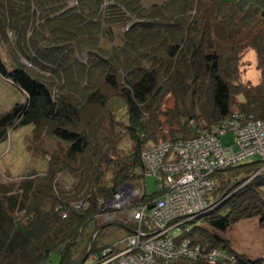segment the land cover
Here are the masks:
<instances>
[{
    "label": "trees",
    "instance_id": "16d2710c",
    "mask_svg": "<svg viewBox=\"0 0 264 264\" xmlns=\"http://www.w3.org/2000/svg\"><path fill=\"white\" fill-rule=\"evenodd\" d=\"M0 39L11 47V64L0 56V76L26 94L0 114V141L9 127L31 125L34 140L50 135L57 144L39 150L47 161L43 173L0 183V264H41L56 251L61 264H84L117 239L99 245L103 228L118 225L124 235L129 229L121 210L97 223L100 201L126 182L141 190L139 203L161 194H146L137 184L146 177L142 149L188 139L235 112L264 118L262 0H0ZM248 50L255 53L257 83L239 71ZM83 52L91 57L87 63ZM21 55L34 66H25ZM98 67L102 72L93 77ZM168 97L173 104L163 109ZM114 100L123 105L125 122ZM124 137L132 146L122 155ZM262 165L243 160L216 171L207 196L216 204L196 218L206 225L194 219L182 237L203 250L232 253L236 264H264V254L251 258L225 237L245 218L257 217L264 230ZM80 201L87 207L74 208ZM160 264L231 263L179 257Z\"/></svg>",
    "mask_w": 264,
    "mask_h": 264
},
{
    "label": "built area",
    "instance_id": "2783aa9c",
    "mask_svg": "<svg viewBox=\"0 0 264 264\" xmlns=\"http://www.w3.org/2000/svg\"><path fill=\"white\" fill-rule=\"evenodd\" d=\"M190 124L195 126L193 121ZM228 133L233 140L223 145L222 136ZM253 156L264 168V118H245L239 112L222 117L207 129L196 128L188 139L162 141L142 149L144 175L155 177L161 194L139 203L141 190L122 184L112 196L100 201V216L105 221H112L119 210H124L129 229L94 252L93 264H160L179 257L225 258L236 264L234 256L222 249L203 250L191 245L181 232L214 207L215 203L207 199L215 186L213 174ZM87 205V201H80L73 207Z\"/></svg>",
    "mask_w": 264,
    "mask_h": 264
},
{
    "label": "rangeland",
    "instance_id": "374dc122",
    "mask_svg": "<svg viewBox=\"0 0 264 264\" xmlns=\"http://www.w3.org/2000/svg\"><path fill=\"white\" fill-rule=\"evenodd\" d=\"M234 2L237 0H225ZM261 1H259V4ZM261 6V4H260ZM262 6L264 7V0H262ZM6 39L8 41L12 40L14 34L11 31L6 32ZM4 41V40H3ZM10 44V43H9ZM9 44L0 39V56L4 59L5 62L11 64L9 54L10 49ZM23 56V55H21ZM25 58V59H24ZM106 58V57H105ZM108 58V57H107ZM80 59L87 63L91 57H88L86 52H83L80 56ZM26 60V61H23ZM21 61L27 67L34 66L31 59H27L26 57H22ZM30 63V65L28 64ZM256 57L253 50H248L245 54L240 57L239 60V71L241 73V77L244 81L249 80L252 83H257L259 80V70L256 69ZM39 73L47 77H53L54 75L51 73L49 68H39L37 67ZM101 68H97L93 77H97L96 75L101 74ZM101 77V76H100ZM56 82L61 83V79L56 77L53 78ZM56 84V83H55ZM84 85L85 83H81ZM63 90V89H62ZM26 98V94L14 86L10 80L2 78L0 76V114H3L11 109L14 103L23 102ZM112 108L115 110L119 120L125 122L126 116L124 114L123 105L117 100L112 101ZM173 101L171 98L165 99L162 104L163 109L172 106ZM118 105L120 106L118 108ZM161 119L165 118L161 116ZM122 128V127H120ZM167 127L164 126L163 131H166ZM233 140L232 134L228 133L222 136V144L225 145L226 142H230ZM132 144L127 137H124L120 142L119 153L124 154V150L131 147ZM37 147V149H36ZM48 147L54 148L57 147L56 140L52 136H45L43 139L38 141L33 138V129L31 125L24 126H11L7 130L6 137L0 141V183H14L22 178L27 177L30 173L32 174H41L47 168V161L45 158H40L39 150L40 148ZM43 157V156H42ZM257 157L253 156L247 158L246 162L256 161ZM34 172V173H33ZM59 176L63 177V175ZM251 175L250 177H252ZM249 177V178H250ZM248 178V179H249ZM62 179V178H61ZM61 181V180H60ZM64 181V180H62ZM61 181V182H62ZM60 182V183H61ZM137 184L141 185L142 189H145L146 194H152L157 190L156 187V179L153 176L144 177L142 181H137ZM132 185V184H131ZM132 187H136L133 186ZM137 188V187H136ZM264 190V186L262 187ZM211 200L214 201V197L211 196ZM16 217L20 215L15 214ZM126 215V211H122L119 213L120 218H124ZM104 219L97 220V223H103ZM196 224L206 225L204 220L196 219ZM92 231L91 228H87L84 232V238H87V235ZM125 230L123 227L118 225L108 226L102 229L101 233L97 234L99 238V245L104 243H110L115 238H119L124 235ZM94 235V234H93ZM96 235V236H97ZM225 237L228 238L229 244L233 246V248L241 253L247 254L251 258L262 257L264 254V230L258 224L257 217L245 218L235 222L225 234ZM232 255V253H229ZM93 256L90 255L84 264H93ZM41 264H61V254L56 251L53 252L46 260H44Z\"/></svg>",
    "mask_w": 264,
    "mask_h": 264
},
{
    "label": "water",
    "instance_id": "95a60500",
    "mask_svg": "<svg viewBox=\"0 0 264 264\" xmlns=\"http://www.w3.org/2000/svg\"><path fill=\"white\" fill-rule=\"evenodd\" d=\"M124 184L129 185V186L132 187V185H131L130 182H126V183H124ZM137 201H138V199L136 198L135 202H137ZM215 204H216V203H215ZM86 258H87V255H86V256L84 257V259L82 260V263L85 261Z\"/></svg>",
    "mask_w": 264,
    "mask_h": 264
}]
</instances>
